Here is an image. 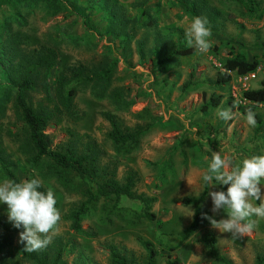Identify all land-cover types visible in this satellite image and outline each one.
Here are the masks:
<instances>
[{
    "label": "rangeland",
    "instance_id": "374dc122",
    "mask_svg": "<svg viewBox=\"0 0 264 264\" xmlns=\"http://www.w3.org/2000/svg\"><path fill=\"white\" fill-rule=\"evenodd\" d=\"M64 1L74 13L53 14L36 3L20 10L17 21L11 14L13 7L0 8V22L7 21L0 26V151L9 159L18 182L35 177L45 190L52 188L61 212L52 242L34 254L43 258V264L54 256L62 264H111L112 249L130 264H144L147 251L139 241L147 240L156 250L153 264H165L167 259H176V264H256V255L264 264V219L253 216L252 232L233 240L230 233L212 227L204 218L205 213L217 220L226 217L227 210L211 211L209 192L226 191L227 185L206 187L197 203V228L180 240L195 206L184 199L195 200L201 193L212 153L220 152L234 163L264 155V102L252 104L241 96L244 89L264 82V0H257L258 15H249L231 0ZM112 1L119 9L115 8L111 20L105 9ZM199 15L210 21L211 48L206 53L192 48L184 56L170 53L176 46H186L185 29ZM122 19L125 27H120ZM229 49L253 55L258 65L245 74L231 71L227 82L217 84ZM17 50L55 54L47 71L40 68L32 75L35 85L26 97L35 108L50 111L43 129L48 146L85 155V163L93 168L90 181L63 170L67 180L62 184L46 157L37 168L29 166L27 159L34 150L13 104L14 83L22 74ZM76 65L88 74L110 66L109 80L77 83L78 91L66 112L55 87L62 78L66 84L74 81L69 67ZM209 97L217 98L218 104L201 108ZM219 108H231L233 118L220 119ZM248 108L256 113L257 127L247 124ZM107 115L122 134L136 133V139L113 143ZM128 174L133 192L150 198L152 218L143 214L137 199L97 196L80 220L84 232L70 229L67 215L85 199V188L106 180L123 184ZM4 180L0 169V182ZM260 187L264 196V180ZM0 216L10 221L2 202ZM22 230H0V237L11 239L10 246L0 252V264H36L22 254ZM209 242L216 256L209 252Z\"/></svg>",
    "mask_w": 264,
    "mask_h": 264
},
{
    "label": "trees",
    "instance_id": "16d2710c",
    "mask_svg": "<svg viewBox=\"0 0 264 264\" xmlns=\"http://www.w3.org/2000/svg\"><path fill=\"white\" fill-rule=\"evenodd\" d=\"M236 3L239 7L243 8L246 13L249 15H254L257 13L260 14L259 4L257 0H231ZM36 3L42 4L45 8L50 10L53 14L65 11L71 12L66 7V2L64 0H0V8L3 6L13 7L15 11H12V17H17V21L20 19V10H28ZM29 5V6H22ZM117 7L115 1L106 4L105 13L107 14V19L112 18L115 8ZM119 9V7H117ZM17 9V10H16ZM17 11V12H16ZM192 12V11H191ZM77 15L82 14L80 12H75ZM123 14V11L121 12ZM124 15V14H123ZM125 16V15H124ZM84 22H86L83 19ZM122 24L120 27H125L126 20L122 19ZM6 18L0 22V26L6 23ZM6 28L5 26H3ZM15 35V31H11ZM12 42V41H11ZM16 47V43L12 42ZM18 44L20 42L17 41ZM10 46V44H9ZM192 52V48L187 46H176L172 49L170 53H173L177 56H184ZM17 56L21 57L17 64L21 71L20 78L14 83L15 94L13 97V104L15 107L16 115L21 121L22 126L24 127L27 133V139L34 150V153L27 159L29 166L37 168L38 164L42 157H46L54 168V173L57 179L64 184L67 179L62 174V171L73 172L79 179L82 181H90L93 174L92 166H88L85 155H77L68 152H62L56 149H53L48 146L47 140L44 136L43 129L48 124L50 111H46L42 108H35L32 106L26 97L28 90H32L35 85V81L32 78V75L36 73L37 70L43 68L47 71L54 62L55 54L51 50L46 51H31L30 53H24L23 51L17 50ZM258 65V60L252 55L250 57L245 56L242 52L234 51L232 49L228 50V55L223 59L221 64L223 71L218 72V75L215 79L217 84H222L227 82L230 79V72L236 74H245L252 72ZM17 66V67H18ZM22 69V70H21ZM69 71L74 77V81L66 84L65 79H60L55 90L57 92V98L63 109L68 112L71 104L72 98L75 93L78 91L77 83L79 82H97L109 80L110 66L93 71L90 74L86 73L81 66L76 65L69 67ZM66 84V85H64ZM241 96L248 102L252 104H258L264 102V82L256 88H247L241 92ZM218 99L215 97H209L208 101L204 103L201 108H206L207 105L216 106L218 104ZM226 103L230 104V99H226ZM106 119L110 123L111 129L109 131V137L113 143H122L125 141H134L136 139V133H125L122 134L116 126L115 121L111 115H107ZM9 159L1 153L0 151V169L4 174L6 179H12L18 182L12 168H10ZM34 178V177H31ZM133 180L131 175H126L123 184L116 183L114 180H106L102 182H94L93 186L87 187L84 190L85 199L82 200L78 206L72 208L67 217L69 219V227L72 231L83 233L84 230L80 226V220L88 212L89 202L97 196L113 195L115 199L119 196H125L131 199H137L143 207V214L149 218L153 217V212L149 210V200L150 198L144 197L142 194H135L131 189ZM45 191L44 187L41 189ZM206 192V186L203 182L202 190L197 199L189 200L184 199L186 202H193L195 204L193 209V215L189 223L183 228L180 235V240L187 238L198 225V206L197 203L199 199L203 197ZM257 204H259L257 202ZM17 228L13 225L11 221L5 220L0 216V230L4 232H13ZM11 239L9 236L4 235L0 237V252L4 251L8 246H10ZM139 244L147 251V257L144 264H153L154 255L156 250L153 248L152 244L147 240H140ZM209 252L216 256V251L211 242H209ZM171 248V247H169ZM23 256L36 264H43L44 260L41 257H37L34 252L23 251ZM109 261L111 264H130L126 258L116 252L115 250H110L109 252ZM261 258L259 255L255 256V263L260 264ZM49 264H62L54 256L49 260ZM165 264H176V259H167Z\"/></svg>",
    "mask_w": 264,
    "mask_h": 264
},
{
    "label": "clouds",
    "instance_id": "9594fccd",
    "mask_svg": "<svg viewBox=\"0 0 264 264\" xmlns=\"http://www.w3.org/2000/svg\"><path fill=\"white\" fill-rule=\"evenodd\" d=\"M212 35L208 18L195 16L185 29L186 46L206 53L212 46ZM217 116L228 121L233 118V113L231 108H219ZM246 121L253 128L258 126L252 108L246 109ZM202 179L206 187L227 185L226 191L209 192L211 211L215 214L227 210L226 217L219 220L203 214L212 227L230 233L231 238L237 240L252 232L255 227L253 216L264 219V196L260 187L264 180V155H250L234 163L230 157L214 151ZM43 187L42 181L35 177L19 182L12 179L0 182V202L7 205L8 218L13 225L23 229L19 237L28 252L45 249L57 234L61 220L53 189L49 187L42 191ZM255 201L261 202L256 204Z\"/></svg>",
    "mask_w": 264,
    "mask_h": 264
},
{
    "label": "built area",
    "instance_id": "2783aa9c",
    "mask_svg": "<svg viewBox=\"0 0 264 264\" xmlns=\"http://www.w3.org/2000/svg\"><path fill=\"white\" fill-rule=\"evenodd\" d=\"M251 76H252V73H251Z\"/></svg>",
    "mask_w": 264,
    "mask_h": 264
}]
</instances>
